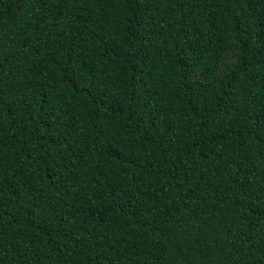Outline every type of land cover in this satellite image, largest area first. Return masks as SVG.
Listing matches in <instances>:
<instances>
[{
    "label": "trees",
    "instance_id": "obj_1",
    "mask_svg": "<svg viewBox=\"0 0 264 264\" xmlns=\"http://www.w3.org/2000/svg\"><path fill=\"white\" fill-rule=\"evenodd\" d=\"M0 264H264V0H0Z\"/></svg>",
    "mask_w": 264,
    "mask_h": 264
}]
</instances>
